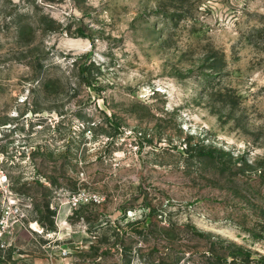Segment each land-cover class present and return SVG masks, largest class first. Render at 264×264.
Masks as SVG:
<instances>
[{
  "label": "rangeland",
  "instance_id": "374dc122",
  "mask_svg": "<svg viewBox=\"0 0 264 264\" xmlns=\"http://www.w3.org/2000/svg\"><path fill=\"white\" fill-rule=\"evenodd\" d=\"M210 248L264 257V0H0V264Z\"/></svg>",
  "mask_w": 264,
  "mask_h": 264
},
{
  "label": "trees",
  "instance_id": "16d2710c",
  "mask_svg": "<svg viewBox=\"0 0 264 264\" xmlns=\"http://www.w3.org/2000/svg\"><path fill=\"white\" fill-rule=\"evenodd\" d=\"M216 249L214 248H210L208 251H206V253L204 254H209L210 256L207 257L205 255V257H207L208 260H210L213 264H227V257L226 256H218L220 255L221 253L218 251L216 252L215 251ZM225 255V254H224ZM180 260H176L174 261L173 264H178ZM233 262H235V260H233ZM264 264V257L260 258V259H256L254 260V262H249V261H243V263L241 264ZM229 264H232V263H229Z\"/></svg>",
  "mask_w": 264,
  "mask_h": 264
},
{
  "label": "built area",
  "instance_id": "2783aa9c",
  "mask_svg": "<svg viewBox=\"0 0 264 264\" xmlns=\"http://www.w3.org/2000/svg\"><path fill=\"white\" fill-rule=\"evenodd\" d=\"M94 199H95V201H97V200H96V197H94ZM77 202H78V201H77ZM77 202H75V204H76ZM88 202H91V201H88Z\"/></svg>",
  "mask_w": 264,
  "mask_h": 264
}]
</instances>
